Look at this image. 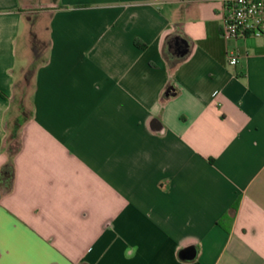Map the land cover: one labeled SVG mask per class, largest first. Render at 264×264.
I'll list each match as a JSON object with an SVG mask.
<instances>
[{
  "label": "crops",
  "instance_id": "0c3cea01",
  "mask_svg": "<svg viewBox=\"0 0 264 264\" xmlns=\"http://www.w3.org/2000/svg\"><path fill=\"white\" fill-rule=\"evenodd\" d=\"M224 15V0H0V171L19 84L45 60L0 190V264H264V39L224 36ZM177 31L190 47L171 67Z\"/></svg>",
  "mask_w": 264,
  "mask_h": 264
},
{
  "label": "trees",
  "instance_id": "16d2710c",
  "mask_svg": "<svg viewBox=\"0 0 264 264\" xmlns=\"http://www.w3.org/2000/svg\"><path fill=\"white\" fill-rule=\"evenodd\" d=\"M165 40L166 41L164 42L163 47L164 56H166L165 58L170 66L175 67L189 52V38L183 32L177 31L176 33L168 34ZM135 43L141 47L146 46L145 43H141L138 40H136ZM174 48H176V50ZM43 61H45L44 58L38 56V52L35 53V57L26 71V76H31L36 67ZM167 92L169 91L167 90ZM16 103L19 104V110L23 115L14 117L12 125L10 127L8 125V134L4 142L7 160L3 164L0 171V190L3 191L10 190L12 186V180L14 178V157L21 144L20 129L25 121L31 117V112L27 110V108L25 109V106L20 98L17 99ZM27 111L30 113H27ZM236 208L237 205L234 204L231 208L229 217H227L229 220L233 219V212L236 210Z\"/></svg>",
  "mask_w": 264,
  "mask_h": 264
},
{
  "label": "built area",
  "instance_id": "2783aa9c",
  "mask_svg": "<svg viewBox=\"0 0 264 264\" xmlns=\"http://www.w3.org/2000/svg\"><path fill=\"white\" fill-rule=\"evenodd\" d=\"M225 15L221 32L229 38L253 36L264 39V0H224ZM230 64H236L239 52H228Z\"/></svg>",
  "mask_w": 264,
  "mask_h": 264
},
{
  "label": "rangeland",
  "instance_id": "374dc122",
  "mask_svg": "<svg viewBox=\"0 0 264 264\" xmlns=\"http://www.w3.org/2000/svg\"><path fill=\"white\" fill-rule=\"evenodd\" d=\"M27 78L25 80H22L19 84L20 88H23V92H22V95L20 97L22 103L24 104L25 106V109L27 108V110H29L31 113H32V107L29 103V95H30V92H31V86H30V83H29V80H31V76H26ZM20 96V95H19ZM11 114H12V117L10 118L9 122H8V125L9 127L12 125L13 123V120H14V117H17L19 115H23L22 112L19 110V104H17L16 102L13 103L12 107H11ZM27 111V113H30ZM13 114L14 117H13Z\"/></svg>",
  "mask_w": 264,
  "mask_h": 264
},
{
  "label": "water",
  "instance_id": "95a60500",
  "mask_svg": "<svg viewBox=\"0 0 264 264\" xmlns=\"http://www.w3.org/2000/svg\"><path fill=\"white\" fill-rule=\"evenodd\" d=\"M196 249L193 246H188L182 250V255L185 258H193L195 256Z\"/></svg>",
  "mask_w": 264,
  "mask_h": 264
}]
</instances>
